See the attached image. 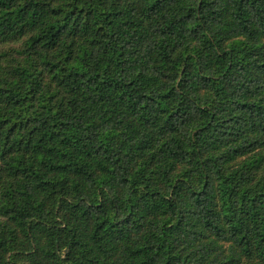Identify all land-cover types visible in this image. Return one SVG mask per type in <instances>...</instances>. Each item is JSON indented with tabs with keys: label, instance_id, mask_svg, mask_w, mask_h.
I'll use <instances>...</instances> for the list:
<instances>
[{
	"label": "trees",
	"instance_id": "16d2710c",
	"mask_svg": "<svg viewBox=\"0 0 264 264\" xmlns=\"http://www.w3.org/2000/svg\"><path fill=\"white\" fill-rule=\"evenodd\" d=\"M0 264H264V0H0Z\"/></svg>",
	"mask_w": 264,
	"mask_h": 264
}]
</instances>
